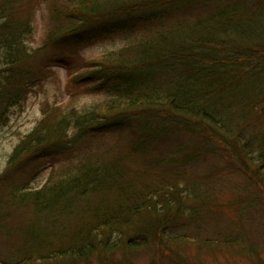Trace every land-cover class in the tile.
Listing matches in <instances>:
<instances>
[{
  "label": "trees",
  "instance_id": "16d2710c",
  "mask_svg": "<svg viewBox=\"0 0 264 264\" xmlns=\"http://www.w3.org/2000/svg\"><path fill=\"white\" fill-rule=\"evenodd\" d=\"M39 1L0 0V103L20 104L19 96L24 98L30 86L46 78L54 64L70 75L71 99L51 118L44 111L45 122L10 157L0 189H10L5 200H10L15 224L49 213L46 219L53 224L75 216L76 228L59 245L31 244L24 231L14 232L11 247L22 256L13 259L6 253L10 263L0 264H74L86 258L91 264L92 255L116 248L107 246L102 235L126 228H135L145 246L152 235L179 245L193 243L203 252L224 245L243 248L250 239L245 234L235 239V232L217 233L215 239L196 227L215 206L204 183L223 175L218 169L215 177L197 178L195 171L203 154L220 156L219 148L228 149L243 168L247 205L264 197V136L251 134L255 111L264 101V0H226L224 9L213 0H55L42 43L34 48L32 12L44 0ZM187 9L196 21L185 17ZM123 20L129 23L124 26ZM103 29L123 34L124 47L79 67L66 54L59 56L70 42L89 41ZM75 89L103 93L105 99L79 111L73 103ZM256 115L263 116L264 108ZM0 118L5 122L3 113ZM189 132L198 133L196 147L188 143ZM91 136H112L108 141L125 136L131 147L120 152L101 141L92 155L82 147L78 156L76 147ZM57 147L65 155L73 148L68 157L76 161L61 167L45 188L16 193L27 186L24 181L2 187L26 162ZM148 161L149 172H137L134 166ZM185 190L187 198L182 199ZM233 202L246 203L237 197ZM28 208L35 217L21 218ZM0 234L7 252L8 240ZM246 248L239 254L252 255L254 247Z\"/></svg>",
  "mask_w": 264,
  "mask_h": 264
},
{
  "label": "rangeland",
  "instance_id": "374dc122",
  "mask_svg": "<svg viewBox=\"0 0 264 264\" xmlns=\"http://www.w3.org/2000/svg\"><path fill=\"white\" fill-rule=\"evenodd\" d=\"M42 1V0H41ZM41 1H39L41 3ZM57 1V0H56ZM216 2L217 6L221 9L225 8L226 0H213ZM234 3V2H231ZM55 4V0H44L42 3L32 12L33 21L32 28L36 32V42L31 45L32 47H40L42 43L43 31L46 29V23L50 15L49 5ZM26 11V10H25ZM24 11V12H25ZM18 13H23L20 8L17 9ZM185 17L190 16L193 21H196L189 9L183 12ZM181 13V16H184ZM114 21L113 23H116ZM128 20H123L122 25H127ZM118 26V24H115ZM108 29V28H106ZM106 29H103L104 33L94 35L91 40H83L82 42H70L67 46H64L59 51V56L61 53L68 56V62L72 63L75 59V66H84L88 61H97L102 55L107 53L118 52L121 50L126 39L123 34H109ZM58 55V52H55ZM64 55H61L63 57ZM47 64H49L47 60ZM50 74L42 79L41 82H37L33 87L27 90L25 97L19 96L20 104L15 101L8 100L2 101L0 103V113H3L5 122L0 118V176H2L6 170V167L11 160V156L15 149L21 144L27 136L33 133L35 130L40 128V125L44 123L45 119L44 111L50 114V118L54 114L59 113V105L66 107L70 101L71 91L68 90V83L70 80V75L67 73L64 66L53 65ZM257 84V83H256ZM76 89L74 93V101L76 103V108L79 111L83 109L90 108L94 104H100L104 101L105 96L103 93L91 94L89 92L80 91L76 94ZM4 98V96L2 97ZM262 103V104H261ZM256 114H260L262 108H264V101L260 102ZM74 106V104H73ZM49 111V112H48ZM255 115L253 118L254 130L251 134L255 135V131H259L260 135L264 136V115ZM253 116V114H251ZM49 118V119H50ZM259 119V120H258ZM259 135V136H260ZM112 136L101 137L103 139H94L96 137L91 136L87 140L83 141L76 148L77 155L83 153L80 149L85 147L84 152L86 155L90 156L95 150V147L100 145V142L106 143L108 139ZM188 143L195 144V147L199 144L200 138L197 132L188 133ZM84 143V144H83ZM106 144L112 146V149H119L120 152H125L130 142L127 137H121L114 140H109ZM85 145V146H84ZM88 148H86L87 146ZM131 147V146H130ZM223 147L230 148V146L225 144ZM73 149V148H68ZM107 149V148H105ZM198 149V148H195ZM68 151L65 155L60 148L57 147L52 152L45 151L44 156L38 158L35 156L30 162H26L17 171V174H13L8 179L4 180V187L7 184L11 185L13 181L16 185H19L22 181L27 183V186L22 191H16V193L21 192H35L45 188L50 181V178L55 174L58 175L59 169L61 167L70 166V164L76 160H71L68 155L71 153ZM220 156H213L212 154L205 153L204 158L197 165L198 168L195 171V177L201 178L207 175L215 177L218 173V169H222L220 174L223 176L218 177V180L214 181L215 178H211V182L205 184L207 194L211 199L214 200L215 206L209 208L205 214L206 221H198V229H201L204 237H211L217 233L221 235H232L231 232H235L232 237L235 239H240L241 235L245 234V237H250L247 243H244V247H237L234 249L232 246H221L213 251L203 252L197 246L192 244L179 245L178 243H171L167 237H155L150 236L147 240V245L145 246L144 239L142 235L136 231L135 228H126L125 230L114 231L112 235L106 233L102 235L107 246L116 245L115 250L111 253L108 250L102 252L103 255L91 256V264H264V197L258 196L255 200V204L249 206V200H247L248 195L244 194L245 179L243 178V168L236 165L232 160L230 153H227L228 149L219 148ZM117 151V150H115ZM226 151V152H225ZM113 152V151H112ZM151 152L154 153L152 150ZM152 154L154 158V154ZM149 154V153H148ZM158 154V153H155ZM202 155V154H201ZM229 155V156H228ZM224 156H228V162H224ZM152 158V159H153ZM151 160L150 158H148ZM78 161V159H77ZM133 164L134 161H130ZM149 163H143L142 166H134L137 172H142L143 174L149 172L151 166ZM72 163V164H73ZM71 164V165H72ZM149 164V165H148ZM225 172V174H224ZM149 174H147L148 176ZM247 175V174H246ZM146 176V177H147ZM208 177V176H207ZM210 184V185H209ZM241 187V190L237 187ZM185 189V188H182ZM10 189H0L4 193L0 194V231L4 234L7 242V252L4 251V241L3 236L0 234V259L5 263H10L6 259V253L11 258H19L22 256L21 251L15 252L11 247V239L15 233H21L24 231V237L28 241H32L33 244L36 241L41 242H53L54 244L60 243L64 237H68L69 234L76 228V223H73L75 216H71L69 219L62 222L56 221V223H51L46 218L49 217V213H42L39 215V219H33L32 221L24 222V224L17 223L13 221L12 211L8 209V202L10 200H5V193H8ZM183 193L181 198H187V191ZM190 196V195H189ZM191 197V196H190ZM236 197L240 200H245L246 203L237 206L238 203L234 204V199ZM6 198H8L6 196ZM5 200L3 203L1 201ZM7 203V204H6ZM13 203V202H11ZM230 205V206H229ZM236 205V206H235ZM108 206V204H107ZM29 210L21 211V218L35 217L34 212ZM19 211H14L16 214ZM213 219V222H212ZM15 224V225H14ZM218 229V232L214 230V226ZM235 225V226H234ZM140 228V227H139ZM233 229V231H232ZM218 235V234H217ZM249 235V236H248ZM218 236H213L217 238ZM125 242L127 243L125 245ZM251 245L254 247V252L257 251V255L253 254H239L240 252L247 251V246ZM125 245V246H124ZM145 246V247H144ZM205 246H208L205 244ZM204 246V247H205ZM237 250L239 251L237 253ZM79 252V251H78ZM250 252V251H249ZM251 253V252H250ZM110 254V255H109ZM109 255V260H106ZM74 264H88L87 258L77 260Z\"/></svg>",
  "mask_w": 264,
  "mask_h": 264
}]
</instances>
